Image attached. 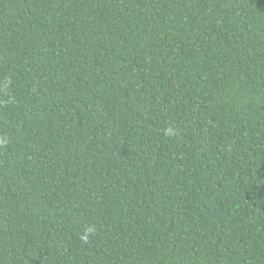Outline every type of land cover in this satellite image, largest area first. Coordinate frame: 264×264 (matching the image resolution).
<instances>
[{"label": "trees", "instance_id": "obj_1", "mask_svg": "<svg viewBox=\"0 0 264 264\" xmlns=\"http://www.w3.org/2000/svg\"><path fill=\"white\" fill-rule=\"evenodd\" d=\"M0 264H264V0H0Z\"/></svg>", "mask_w": 264, "mask_h": 264}]
</instances>
